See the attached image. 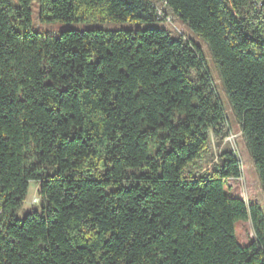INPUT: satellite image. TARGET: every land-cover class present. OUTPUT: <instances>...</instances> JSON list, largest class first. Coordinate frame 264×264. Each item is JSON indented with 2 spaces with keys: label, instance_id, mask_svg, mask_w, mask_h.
I'll return each instance as SVG.
<instances>
[{
  "label": "trees",
  "instance_id": "16d2710c",
  "mask_svg": "<svg viewBox=\"0 0 264 264\" xmlns=\"http://www.w3.org/2000/svg\"><path fill=\"white\" fill-rule=\"evenodd\" d=\"M34 1L42 24L185 26L264 198V0H0V264H264L261 207L224 191L242 176L234 154L193 173L228 135L196 44L152 28L43 35ZM31 182L41 209L19 220Z\"/></svg>",
  "mask_w": 264,
  "mask_h": 264
},
{
  "label": "rangeland",
  "instance_id": "374dc122",
  "mask_svg": "<svg viewBox=\"0 0 264 264\" xmlns=\"http://www.w3.org/2000/svg\"><path fill=\"white\" fill-rule=\"evenodd\" d=\"M16 2V0H13ZM32 15L30 28L43 35H52L57 37L61 31L71 30H93L102 29L107 31L119 30H145V29H163L169 31L174 37H183L192 41L199 48L202 60L205 65V71L210 79L212 91L216 100L221 105L224 116L227 122L228 135L224 140L217 145L211 140L212 159L204 161L200 164V170H195L193 173L202 174L212 170L213 165L218 163V157L225 151H231L238 161L242 176L239 179L227 180L224 186V191L232 198H240L246 204H258L264 213V198L259 185L257 174L254 170L252 161L245 148V144L241 138V128L233 117L227 96L220 83L215 64L209 54L206 45L198 39L185 26L180 24L175 18L169 16L171 21L165 23H152L150 25H139L131 22L118 23L108 21L100 23L98 21H85L80 23L65 24L59 22L39 23L37 19V2L34 1L31 5ZM39 186L36 183H29L27 194L23 202L22 208L17 213L16 218L22 220L31 212H39L41 202L38 195ZM235 238L240 246L248 245L253 239V232L249 222H238L235 224Z\"/></svg>",
  "mask_w": 264,
  "mask_h": 264
},
{
  "label": "built area",
  "instance_id": "2783aa9c",
  "mask_svg": "<svg viewBox=\"0 0 264 264\" xmlns=\"http://www.w3.org/2000/svg\"><path fill=\"white\" fill-rule=\"evenodd\" d=\"M158 15L161 16V13L158 12ZM167 21H168V22L171 21V18H170V17H167V18L165 19V22H167Z\"/></svg>",
  "mask_w": 264,
  "mask_h": 264
}]
</instances>
